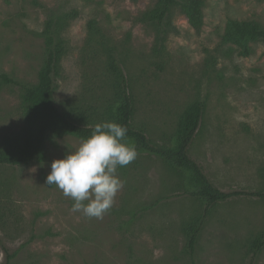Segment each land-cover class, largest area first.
<instances>
[{
    "label": "rangeland",
    "instance_id": "374dc122",
    "mask_svg": "<svg viewBox=\"0 0 264 264\" xmlns=\"http://www.w3.org/2000/svg\"><path fill=\"white\" fill-rule=\"evenodd\" d=\"M196 31L172 7L164 32L141 19L155 0H0V74L33 84L44 59L40 32L50 12L77 11L61 35L65 53L54 77L61 109L93 117L109 95L106 50L120 64L133 101L132 127L156 145L166 142L182 110L201 100L204 111L188 153L223 191L261 187L264 165V41L241 55L223 43L228 19L264 26V0H203ZM95 19L100 33L88 37ZM162 36V38H159ZM160 50L155 45H160ZM99 121V119H97ZM24 124L20 90L0 85V140ZM83 139L49 137L45 160L0 165V264H190L181 224L203 204L183 194L180 179L161 158L137 151L118 167L123 187L103 218L73 212L74 201L47 185L51 163ZM264 199L238 196L215 204L194 251V264H264Z\"/></svg>",
    "mask_w": 264,
    "mask_h": 264
},
{
    "label": "trees",
    "instance_id": "16d2710c",
    "mask_svg": "<svg viewBox=\"0 0 264 264\" xmlns=\"http://www.w3.org/2000/svg\"><path fill=\"white\" fill-rule=\"evenodd\" d=\"M203 4V0H155L153 7L145 11L141 19L153 23L160 32H164L168 24L169 10L178 7L185 14L189 24L198 31L203 24ZM77 14L76 10L50 12L44 21L40 32L44 43V59L35 83L26 84L7 74H0V85H13L19 88L24 119V124L18 131L0 140V165L23 166L31 162H43L44 145L49 137L72 134L84 140L91 135L97 123L115 122L126 126L128 142L134 144L139 152L154 154L161 158L177 173L183 194L196 198L203 204L200 212L190 215L181 224L185 237L182 251L189 256L190 264H194L193 255L200 233L215 204L238 196L264 199V165L258 169L261 187L256 190L223 191L211 182L201 166L188 153L204 111V103L201 100L189 103L182 110L174 131L164 144H153L143 131L132 127L131 119L134 112L132 96L120 64L107 48L105 73L109 95L97 114L93 117L91 113L83 110L59 108L54 100V77L65 53V41L61 32ZM87 31L89 38L100 33L95 19L87 22ZM254 41H264V26L259 22L227 20L222 35L223 43L233 44L239 54L247 55L250 53L249 43ZM160 48L161 44L155 45V49ZM263 246L264 230L251 240L249 250L256 255ZM4 250V264H10L12 254L6 248Z\"/></svg>",
    "mask_w": 264,
    "mask_h": 264
},
{
    "label": "clouds",
    "instance_id": "9594fccd",
    "mask_svg": "<svg viewBox=\"0 0 264 264\" xmlns=\"http://www.w3.org/2000/svg\"><path fill=\"white\" fill-rule=\"evenodd\" d=\"M127 127L115 122L97 123L80 146L51 163L46 184H55L74 203L73 212L97 219L113 206L123 182L118 167L134 161L137 150L128 142Z\"/></svg>",
    "mask_w": 264,
    "mask_h": 264
}]
</instances>
